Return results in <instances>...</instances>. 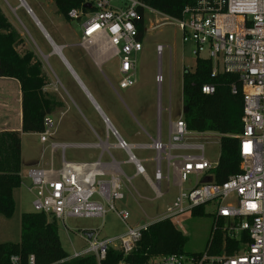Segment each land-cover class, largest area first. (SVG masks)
<instances>
[{
	"label": "built area",
	"instance_id": "1",
	"mask_svg": "<svg viewBox=\"0 0 264 264\" xmlns=\"http://www.w3.org/2000/svg\"><path fill=\"white\" fill-rule=\"evenodd\" d=\"M18 1L22 6L23 1ZM85 5L89 8H84ZM26 13L31 14L30 9ZM147 13L163 18L150 30L165 25L176 27L182 42L192 44L195 58L211 61V78L219 74L235 78L230 92L242 95V131L236 136L239 173L222 184L213 183L211 172L217 162L212 164L204 158V146L198 143L201 134L187 131L182 117L168 123L166 143L162 141L158 119L155 137L152 139L145 133L150 143L133 145L127 143L109 119L99 113L106 138L99 144L85 145L54 142L50 133L53 123L46 116L43 131L37 135L45 153L49 152L48 162L45 167L27 171L33 213L44 214L63 224L69 218L103 219L108 213H114L126 227L122 235L97 241L96 232H91L90 238L84 234L82 237L88 247L63 261L92 255L99 264L109 249L128 255L140 232L150 224L128 225L130 214L119 204L125 199L124 182L130 183L131 178L122 172L120 163L110 154L111 149H116L126 156L124 163L133 166L134 176L144 179L155 200L165 196L162 183L168 191L169 184L174 183L173 174H178L179 193L166 206L163 217L154 222L172 220L210 203L216 205L212 220L223 234L218 244H215L216 236H210L206 250L201 254L163 255L151 258L147 264H264V0H195L193 6L183 9L178 19L150 9L142 0H85L81 9L68 12L70 19L81 20L78 45L93 55L94 63L100 65L118 58L119 89L136 84V60L133 57L143 49ZM141 15L142 36L139 35ZM164 49L162 45L155 47L157 57H161ZM154 79L160 94L163 83L160 71ZM200 90L205 95H212L215 86L204 84ZM159 112L160 109L158 115ZM111 138L115 143H109ZM68 148L97 149L99 155L91 162H67L64 152ZM133 149L154 153L152 179L142 167L144 162L134 156ZM58 150L59 167L56 168L53 158ZM105 154L109 162H102ZM189 176L202 177V180L183 189ZM208 178L210 182L205 181ZM8 264L23 263L19 255H12ZM25 264H36L34 256H28Z\"/></svg>",
	"mask_w": 264,
	"mask_h": 264
},
{
	"label": "rangeland",
	"instance_id": "2",
	"mask_svg": "<svg viewBox=\"0 0 264 264\" xmlns=\"http://www.w3.org/2000/svg\"><path fill=\"white\" fill-rule=\"evenodd\" d=\"M22 1L30 9L31 14L26 13L24 3L21 6L18 0H0V10L20 35L22 43L17 46V52L21 55L25 52L35 55L42 64L47 80L44 92L56 97L62 104L61 108L49 115L53 123L50 133L54 142L94 145L104 141L105 125L94 104L129 144H149L150 140L145 133L152 139L155 137L158 119L160 133L163 138L166 137V120L170 122L182 117V74L185 70H193L196 59L192 54V44L182 42L181 34L176 27L165 25L150 30L152 25L163 18L156 14L145 15L147 32L142 40L143 49L135 57L132 56L136 60V84L127 89H119L118 58H112L97 66L94 64L93 55L79 47L81 20L64 21L57 14L51 0ZM45 36L50 43L52 41L58 47L56 49H59L66 64L54 52ZM157 45L165 47L161 57L156 55ZM67 64L84 89L73 77ZM159 71L163 78L160 94L154 79ZM109 143H115L114 138H111ZM198 143L204 146V158L212 164L216 163L220 155L219 136L207 133L199 136ZM43 148L38 135L25 134L22 137V183L14 192L16 203L14 214L10 218L0 216V244L18 243L20 216L23 213H33L31 205L33 197L28 191L30 182L27 171L35 168L33 165L39 158L48 160L49 152L45 153ZM132 152L137 159L144 162L142 167L152 179L154 153L140 149H133ZM59 154L58 150L53 158L56 168L59 167ZM110 154L120 163L122 172L127 177H132L130 183L124 182L122 191L125 199L119 204L130 214L128 225L142 226L162 218L166 206L176 196L171 183L169 193H166V184L162 183L165 196L155 200L144 179L141 176L133 177L134 168L124 163L127 159L124 153L111 149ZM98 155L99 150L89 148H68L64 152L67 162H91ZM109 160L106 154L102 157V162ZM164 167L162 163L163 173ZM201 180L202 177L189 176L187 182L183 184V189H189ZM215 208L216 205L210 203L204 206L203 216L185 213L172 219L175 228L185 238L183 250L185 254H201L206 250ZM56 223L61 248L67 256L88 247V243L82 237L86 233L96 232L97 241H103L119 237L126 231V227L114 213H108L103 219L69 218L64 224L59 221Z\"/></svg>",
	"mask_w": 264,
	"mask_h": 264
},
{
	"label": "trees",
	"instance_id": "3",
	"mask_svg": "<svg viewBox=\"0 0 264 264\" xmlns=\"http://www.w3.org/2000/svg\"><path fill=\"white\" fill-rule=\"evenodd\" d=\"M56 12L66 22L71 10L81 9L85 0H51ZM150 9L172 19L181 17L184 8L193 6L195 0H142ZM77 21V20H76ZM142 15L139 35L143 31ZM22 43L20 35L0 10V78L13 79L19 84L21 94L20 131L0 132V216L10 218L15 212L14 192L20 188L21 134H39L43 131V119L62 107L61 102L44 92L47 85L42 64L31 52L23 55L16 50ZM211 61L195 59L192 71L182 74V120L187 131L196 134L214 133L219 136L220 155L211 172L215 184L224 183L239 173L238 136L242 131V95H232L230 85L235 78L219 74L211 78ZM204 84L215 86L212 95H205L200 88ZM204 206L191 210L192 216H203ZM222 224V223H218ZM210 236H216L218 244L223 234L212 220ZM185 238L166 219L148 225L140 232L134 249L126 256L109 249L99 264H147L151 258L184 253ZM185 254V253H184ZM12 255H19L25 264L33 255L36 264H98L94 256L63 261L67 254L61 248L57 223L44 214L23 213L20 216L18 243L0 244V264H8ZM195 255V254H194ZM62 261V262H61Z\"/></svg>",
	"mask_w": 264,
	"mask_h": 264
},
{
	"label": "crops",
	"instance_id": "4",
	"mask_svg": "<svg viewBox=\"0 0 264 264\" xmlns=\"http://www.w3.org/2000/svg\"><path fill=\"white\" fill-rule=\"evenodd\" d=\"M54 52L56 53L59 52V49H55ZM168 123L169 121L166 120L167 130H168ZM159 128H160V122H159ZM20 129H21V94H20L19 84L16 80H13V79L0 78V132H3V131H18L19 132ZM167 130H166V137L164 136L163 138V136L161 135L162 141L163 142L165 141L164 143L167 142ZM160 132H161V129H160ZM204 134H207V133H204ZM204 134H201L198 136H203ZM24 135L25 134H21V143H22V137ZM59 143H62V142H59ZM133 145H138V144H133ZM43 159L40 160L39 158L38 161H36V163L33 165V167H45L47 164V159L45 158ZM21 171H22V161H21V169H20V178H21V183H22ZM133 177H136V176L133 175ZM173 178H174V183L171 184V188L174 191H176L175 194L177 196L180 190V187H178L180 186L178 174L174 173ZM169 191H170V188L168 187V191L166 192L169 193Z\"/></svg>",
	"mask_w": 264,
	"mask_h": 264
},
{
	"label": "water",
	"instance_id": "5",
	"mask_svg": "<svg viewBox=\"0 0 264 264\" xmlns=\"http://www.w3.org/2000/svg\"><path fill=\"white\" fill-rule=\"evenodd\" d=\"M24 3V2H23ZM24 8L25 9H29L26 5H25V3H24ZM84 8H89V5H85L84 6ZM30 13H31V11H30ZM34 19V18H33ZM37 22V21H36ZM37 24H38V22H37ZM39 25V24H38ZM46 37V39H48V37L47 36H45ZM49 41V40H48ZM50 42V41H49ZM51 46H52V49H54L55 47L56 48H58L57 46H55L54 44H53V42L51 41ZM59 56L62 58V60L65 62V60L63 59V57H62V55H61V52H59ZM65 64H66V62H65ZM67 67H68V69H69V71L71 72V74L73 75V77L77 80V82H78V84L82 87V89H84L83 88V86H82V84L79 82V80L77 79V77L74 75V73L72 72V70L70 69V67L68 66V64H67ZM85 91V90H84ZM94 106H95V108H96V110L101 114V115H103L100 111H99V108L94 104ZM206 182H210V179L208 178L207 180H205ZM88 238H90L91 237V233H86L85 234Z\"/></svg>",
	"mask_w": 264,
	"mask_h": 264
},
{
	"label": "bare ground",
	"instance_id": "6",
	"mask_svg": "<svg viewBox=\"0 0 264 264\" xmlns=\"http://www.w3.org/2000/svg\"><path fill=\"white\" fill-rule=\"evenodd\" d=\"M23 5V2L21 3ZM28 10V9H27ZM56 47L54 48V51H55ZM57 54L59 55V52H57ZM95 65L99 66L100 63H94ZM87 95V94H86ZM88 97V96H87Z\"/></svg>",
	"mask_w": 264,
	"mask_h": 264
}]
</instances>
